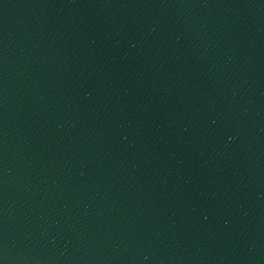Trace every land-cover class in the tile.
Here are the masks:
<instances>
[{"label": "water", "instance_id": "water-1", "mask_svg": "<svg viewBox=\"0 0 264 264\" xmlns=\"http://www.w3.org/2000/svg\"><path fill=\"white\" fill-rule=\"evenodd\" d=\"M0 264H264V0H0Z\"/></svg>", "mask_w": 264, "mask_h": 264}]
</instances>
